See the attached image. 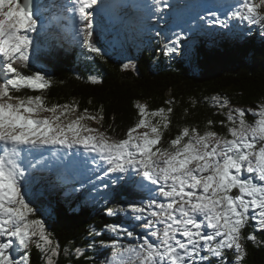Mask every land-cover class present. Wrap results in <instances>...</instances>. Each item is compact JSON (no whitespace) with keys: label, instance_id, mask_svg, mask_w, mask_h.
Instances as JSON below:
<instances>
[{"label":"snow or ice","instance_id":"snow-or-ice-1","mask_svg":"<svg viewBox=\"0 0 264 264\" xmlns=\"http://www.w3.org/2000/svg\"><path fill=\"white\" fill-rule=\"evenodd\" d=\"M97 4L98 0H72L66 10L79 17V23H73V42L103 58L106 53L92 42L95 25L89 9ZM41 7L39 0H0V264H31L33 247L44 264H57L59 243L46 220L35 217L39 213L50 219L58 212L52 203L34 206L43 196L42 178L38 165L22 155L33 156L46 146H81L95 154L93 172L102 175L88 181L83 203L96 201L93 192L105 204L129 197L106 208V215L121 219L103 229L129 238L136 236L137 227L142 232L134 244L112 241L114 254L105 264H212L213 258L217 264H229L227 251L233 252L230 264H242L247 255L242 241L264 243L255 234L264 232V102L252 108L230 107L226 97H213L226 118L219 121L226 131L212 130L210 119L203 132L185 125L167 147L162 141L171 124L172 100L165 101L169 107L155 110L137 102L138 119L123 138L83 123L101 124L102 109L97 115L85 109L70 119L75 104L46 103L43 92L51 86V76L38 65L28 74L22 71L36 63L30 56L31 34L43 28ZM230 18L264 32V0H238ZM213 23L228 27L226 20ZM173 36L164 45L165 55L179 52L190 60L197 55L186 33ZM129 66L134 65L123 68ZM23 90L41 94H14ZM133 189L144 194L139 202ZM80 209L74 203L66 211ZM250 222L253 232L245 236ZM94 234L99 233L90 229L89 235L95 238ZM75 254L83 256L85 249L76 248Z\"/></svg>","mask_w":264,"mask_h":264},{"label":"trees","instance_id":"trees-1","mask_svg":"<svg viewBox=\"0 0 264 264\" xmlns=\"http://www.w3.org/2000/svg\"><path fill=\"white\" fill-rule=\"evenodd\" d=\"M55 1L62 4L63 0H43L41 9L52 11ZM196 1L184 13L188 23L194 19V13L204 7L203 2ZM62 12L56 14L58 20H49V27L45 31L32 36L34 47L30 50V56L36 63L22 71L28 74L37 70L38 65L51 75L52 84L43 92L49 106L75 104L79 115L85 109L91 115H97L102 109L103 120L98 125L109 135L117 138L125 136L128 128L138 119V109L135 107L137 102L147 104L149 110H155L167 108L169 105L165 101H173L171 124L162 141L164 147L185 125L197 126L203 132L210 119L214 122L212 130L221 133L226 131L219 124V121L226 118L213 97H226L230 107L252 108L257 102H264V32L255 25L200 31L199 35L190 38L197 53L190 60L179 52L165 55L164 45L169 41L165 33L173 31V25L168 23V19L160 15L149 20L143 40L139 41L137 33L142 21L130 24L127 19L131 20L129 16L132 13L127 15L126 20L120 17L118 21H113L104 9L99 8L95 11L92 42L106 53L101 58L69 40L65 31L72 28L74 20ZM116 27L127 38L124 40V50L117 58L105 43L114 36ZM160 28L162 31H159ZM206 33H213L215 37L211 38ZM106 35H111L110 39ZM116 55L119 53L116 52ZM124 64L134 66L123 68ZM89 77H95L98 82L93 83ZM14 94L41 93L23 90ZM226 111L227 108L223 110ZM43 176L41 174L40 178L48 182L41 183L43 197L34 201V204L40 207L41 204L52 203L58 215L48 219L38 213L35 218L46 220V228L59 243L61 251L57 264H101L107 254L114 253L112 241H119L122 245L135 242L133 237L117 236L103 229L105 224L120 222L121 219L106 215V208L119 206L120 201L129 197L122 196L105 204L97 195L95 202L83 203L87 195L77 188L76 180L64 174H55L52 176L54 179L50 174ZM64 183L70 185L64 186ZM133 190L139 202L144 194L139 189ZM74 203H79L81 209L76 212L66 211L67 205ZM92 228L99 233L94 234L95 238L89 235ZM135 232L134 237H137L142 230L137 227ZM251 232L253 227L250 222L243 234L247 236ZM255 234L259 240H264V232L257 231ZM242 242L247 252L242 264H264V243ZM76 248H84L85 254L77 257ZM226 256L230 264L233 252L227 251ZM31 264H44L41 254L34 247L31 251ZM212 264H217L215 258Z\"/></svg>","mask_w":264,"mask_h":264},{"label":"rangeland","instance_id":"rangeland-1","mask_svg":"<svg viewBox=\"0 0 264 264\" xmlns=\"http://www.w3.org/2000/svg\"><path fill=\"white\" fill-rule=\"evenodd\" d=\"M192 2L194 1L193 0H160V3L158 5L156 3V0H135V1L98 0V4L93 6V9H89V11L93 12V17H94L95 10L98 8V6H101L106 10L107 16L111 18L113 21H118L120 17L125 18L126 20V18L128 17L127 15L132 13L129 16L131 20L127 19V21H129L130 24H134V25L137 24V20L143 22L142 24L140 23L138 27L139 32L137 33V38L139 41L143 40L144 32L146 31L145 29L149 27L147 25V22L149 20H152L153 17H158L160 15L161 17L168 19L169 20L168 23L173 25V31L168 34L165 33V36L167 37L166 40L169 39V41L171 39H174L173 33L175 32L183 31L184 33L187 34L186 39H190L191 37H194L195 34L199 35V32L202 30L204 32H208L206 31L207 28L213 29L214 31H220V28H222V26L219 23H213V21H217V20L228 21L229 28L242 27V26L249 27L247 22H240L238 20H233L230 18V13L232 10H235L238 0H206L204 1V5H203L204 7L202 8V10L196 11L194 13V19H191V22L188 23L187 19L184 18V13L189 9L190 4ZM72 6H73L72 0H66L63 4V7H61V5H55L52 11L47 9L43 10L40 8V12L38 14L41 16V21L43 22V28L41 29V31L42 30L45 31V28L49 27L48 24L49 20L51 21L58 20L56 14L60 13V11H63L62 13L64 14V9L70 8ZM65 14L69 15L73 19L76 18L77 19L76 24L79 23L78 14L72 13L67 10ZM71 30L72 32L69 31L68 38L69 40L72 41L73 29ZM117 30L118 28L116 27L114 30L115 32L113 33L114 36L111 37V40L105 42L109 47V51L113 52L116 58L117 56L118 57L121 56V52L122 50H124V46H125L123 45L124 40L127 39ZM159 31H162V28H160ZM206 34H208L209 37L211 38L215 37V35H212L213 33H206ZM33 35H39V34L32 33L31 36ZM110 36L111 35H106V37L107 38L109 37V39ZM112 42L115 45L112 46ZM116 52H118L119 55H116ZM46 74L49 75V73L47 72ZM42 115H48V114L44 113ZM77 116H79V114L77 113V111H74L71 113L70 119H74ZM247 119L251 121L252 117L248 116ZM83 123L93 128H99V125L92 120H85L83 121ZM22 155L25 157L26 161H31L32 163L38 165L37 175L39 177L41 176V174L44 175L43 177H46V174H50L51 178L54 179L53 177L55 174H59V175L64 174L70 177L72 180L74 181L76 180L77 181L76 183H78L77 188H79L80 191L83 190L82 193H85L86 195H88V189L90 188L88 181L90 179L95 180V176L97 175H102V173L100 172H96V173L93 172V169L95 168V164L92 162L91 157L94 156L95 154L91 156L88 155V152H86L81 146H77L76 148L73 149H66L62 146H46L45 149L39 152H35L33 156H28L27 153H22ZM69 155L74 156L73 161L69 159ZM71 170L73 171V173L70 172ZM42 182H48V180L42 178ZM64 184H65L64 186L70 185L69 183H64ZM82 184L85 185V187H81ZM39 187L43 191L42 189L43 187L41 184L39 185ZM105 191L106 190L101 186L100 192H105ZM92 195L97 196V193L93 192ZM138 237L139 235H137V237H133L135 238L132 239L133 241L135 240L134 243L137 242ZM113 254L114 253L107 254L103 258L101 264H105L106 261H111Z\"/></svg>","mask_w":264,"mask_h":264},{"label":"bare ground","instance_id":"bare-ground-1","mask_svg":"<svg viewBox=\"0 0 264 264\" xmlns=\"http://www.w3.org/2000/svg\"><path fill=\"white\" fill-rule=\"evenodd\" d=\"M57 5H62V4H59V2L57 3ZM62 7V6H61ZM72 155V154H71ZM70 157V156H69ZM71 158V160L73 161L74 160V156H71L70 157ZM44 190V189H43ZM123 244V243H122Z\"/></svg>","mask_w":264,"mask_h":264},{"label":"water","instance_id":"water-1","mask_svg":"<svg viewBox=\"0 0 264 264\" xmlns=\"http://www.w3.org/2000/svg\"><path fill=\"white\" fill-rule=\"evenodd\" d=\"M39 3L42 4V0H39ZM42 197H43V196H42ZM36 201H37V200H36ZM36 201H35V202H36Z\"/></svg>","mask_w":264,"mask_h":264}]
</instances>
